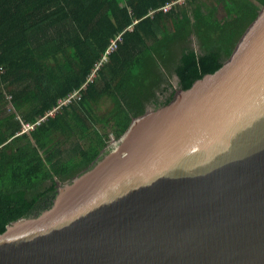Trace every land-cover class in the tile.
I'll use <instances>...</instances> for the list:
<instances>
[{"label": "water", "instance_id": "water-1", "mask_svg": "<svg viewBox=\"0 0 264 264\" xmlns=\"http://www.w3.org/2000/svg\"><path fill=\"white\" fill-rule=\"evenodd\" d=\"M0 264H264V6L221 68L130 121Z\"/></svg>", "mask_w": 264, "mask_h": 264}, {"label": "trees", "instance_id": "trees-1", "mask_svg": "<svg viewBox=\"0 0 264 264\" xmlns=\"http://www.w3.org/2000/svg\"><path fill=\"white\" fill-rule=\"evenodd\" d=\"M172 1L0 0V233L43 210L57 185L88 168L130 121L168 106L177 92L170 76L187 91L221 68L264 6L184 0L147 16ZM118 34L122 42L81 99L20 134L21 121L36 122L80 89ZM193 37L201 51L189 45Z\"/></svg>", "mask_w": 264, "mask_h": 264}, {"label": "built area", "instance_id": "built-area-1", "mask_svg": "<svg viewBox=\"0 0 264 264\" xmlns=\"http://www.w3.org/2000/svg\"><path fill=\"white\" fill-rule=\"evenodd\" d=\"M180 1L183 0H178V1H172L170 3H167L166 5H163L161 8H158L156 10H151L147 14V16L151 15L152 13H157V12H162L164 14L171 13L173 8L177 5L180 4ZM122 42L121 39V34L116 35L113 39H111L109 45L107 46L106 50L104 53L101 55V57L98 59V61L95 63L93 69L91 70V73L89 76L86 78L85 83L80 87V89L71 92L67 97L64 99H60L57 103V105L49 110L45 115L42 117L38 118V120L34 123H24L21 121V131L20 134L22 133H28L29 131H32L35 126H38L41 122H45L49 117H54L57 113L60 112L61 109L70 106L73 104V102H77L81 99V94L82 92H85L87 87L93 83L95 80L98 71L100 68L103 66L104 63L107 62L108 57L113 53L117 47L118 44ZM0 72L3 73L4 70L3 68H0ZM7 100L9 101V107L8 111L9 112H14V109L12 107L11 101H12V95L7 96ZM18 120H20L19 117H17Z\"/></svg>", "mask_w": 264, "mask_h": 264}, {"label": "rangeland", "instance_id": "rangeland-1", "mask_svg": "<svg viewBox=\"0 0 264 264\" xmlns=\"http://www.w3.org/2000/svg\"><path fill=\"white\" fill-rule=\"evenodd\" d=\"M184 2V0L183 1H180V4H182ZM178 5V4H177ZM175 8V7H174ZM173 8V9H174ZM173 11V10H172ZM171 11V12H172ZM149 12H151V11H149ZM148 12V13H149ZM155 13H152L151 15H149V16H153ZM222 15V13L220 14V16ZM189 45L190 46H192L194 49H196L197 51H201L200 50V45H199V43H198V39L197 38H195V37H193V38H191V40H190V42H189ZM169 82H170V84L172 85V91H178V80H177V77L176 76H174V75H172V76H170L169 77ZM149 110H152V108H150ZM43 202H41L40 203V205L39 206H42L41 204H42ZM43 205H45V203H43Z\"/></svg>", "mask_w": 264, "mask_h": 264}, {"label": "flooded vegetation", "instance_id": "flooded-vegetation-1", "mask_svg": "<svg viewBox=\"0 0 264 264\" xmlns=\"http://www.w3.org/2000/svg\"><path fill=\"white\" fill-rule=\"evenodd\" d=\"M54 195H51L49 198H47L45 201H42L43 203H45V205H43V203L41 204L42 206L38 208V210L40 209H45L47 207H49L52 203ZM38 211H34L33 213H37Z\"/></svg>", "mask_w": 264, "mask_h": 264}, {"label": "crops", "instance_id": "crops-1", "mask_svg": "<svg viewBox=\"0 0 264 264\" xmlns=\"http://www.w3.org/2000/svg\"><path fill=\"white\" fill-rule=\"evenodd\" d=\"M12 88L10 87V90H11ZM14 89H16L15 87H13V90ZM3 90V88L2 87H0V92ZM4 91V90H3ZM6 93V92H5ZM7 102H8V100H7ZM4 104L2 103V102H0V109H1V112H0V117L4 114V109H3V106Z\"/></svg>", "mask_w": 264, "mask_h": 264}]
</instances>
